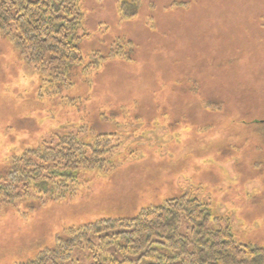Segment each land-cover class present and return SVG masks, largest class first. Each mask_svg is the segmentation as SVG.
<instances>
[{
  "label": "rangeland",
  "instance_id": "obj_1",
  "mask_svg": "<svg viewBox=\"0 0 264 264\" xmlns=\"http://www.w3.org/2000/svg\"><path fill=\"white\" fill-rule=\"evenodd\" d=\"M120 1L80 0L84 63L69 70L31 65L0 36V171L63 133H110L117 145L108 168L77 171L73 196L0 195V264L33 260L68 226L181 194L264 249V129L252 123L264 121V0ZM111 49L131 59L84 69ZM97 255L124 258L96 246L66 264Z\"/></svg>",
  "mask_w": 264,
  "mask_h": 264
},
{
  "label": "trees",
  "instance_id": "obj_2",
  "mask_svg": "<svg viewBox=\"0 0 264 264\" xmlns=\"http://www.w3.org/2000/svg\"><path fill=\"white\" fill-rule=\"evenodd\" d=\"M132 2L134 6L140 3ZM84 17L80 0H0V36L25 62L65 71L84 63L79 50L88 36L82 27ZM124 46L133 48L130 40L124 41ZM92 57L94 62L86 63L84 69L98 67L109 57L131 59L113 49L106 56L94 53ZM252 123L264 129V121ZM57 136L52 144L30 147L3 167V200L21 191L26 196L32 191L41 195L47 192L52 200L73 196L78 170L110 166L107 154L117 146L110 133L82 134L79 130ZM209 214L206 202L181 194L140 208L132 217L101 218L78 227L68 226L56 233L52 248L18 264H66L72 261L74 250L93 254L96 246L102 251L115 247L124 256L122 260L112 255L104 257L110 258L109 264H264L263 248L238 243L229 227L212 226L216 218ZM96 257L94 264H102L101 257Z\"/></svg>",
  "mask_w": 264,
  "mask_h": 264
}]
</instances>
